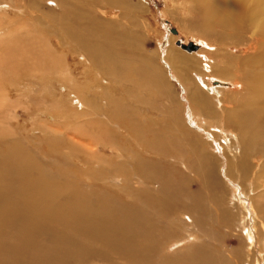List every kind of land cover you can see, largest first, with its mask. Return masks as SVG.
I'll list each match as a JSON object with an SVG mask.
<instances>
[{"label":"bare ground","instance_id":"obj_1","mask_svg":"<svg viewBox=\"0 0 264 264\" xmlns=\"http://www.w3.org/2000/svg\"><path fill=\"white\" fill-rule=\"evenodd\" d=\"M40 1L26 0L22 7L19 5L13 7L12 4H6L8 2H0V21L7 20L8 16L4 18L2 14H7L9 9L23 14L31 7L47 18L44 20L41 19L42 16L29 17V20L24 24L20 22L19 24H22L20 26H23L25 32L19 34H17L19 26L15 27L13 21L7 20L9 24H13L8 31L10 34L8 40L15 39H12L11 42L15 45L11 46H8L10 42L5 41L6 47L11 49L7 52L12 51L11 56H15V61L12 63L18 64L20 60L24 59L28 61L39 59L43 62L53 63L52 66L55 70V60L59 55L51 50L54 47L46 46V44L40 46L43 44L39 41L41 38H49V41H56L62 47L64 44L72 43L78 55L76 56L81 57L80 61L87 63L89 71L91 73L97 71L101 75L86 92H82L81 84L76 86L78 82L73 78L67 80V85L70 88L72 86L74 91V100L71 103L77 106V114L80 111L83 117H89L88 124H91L92 120L93 123H99L98 121L103 123V125L100 124L102 129L105 127L102 136L109 143L104 146L110 147L116 152L113 162L106 164V158L97 155L99 148L97 144H94V149L90 140H88L89 143L87 142L88 145L87 143L81 144L80 151L88 152V158L85 160L89 170L88 177L93 178L94 181L97 179L103 184L107 181L110 184L112 181L116 188L123 186L125 191L130 192L134 202L132 205H125L122 204L123 201L116 198L111 199L117 203L108 202L105 207H102V212L110 213L118 219L132 218L135 211L143 210V207L138 204L139 198H143L149 202L144 213L150 218L145 217L142 212L138 215V222L150 221L151 224L154 220L152 216H158L164 225L174 224L185 229V236L189 240L188 244L204 250L210 249L209 256L190 258L187 264H241L246 259L250 261L247 264H264V26H261L257 31L254 30L253 33L250 32L249 40L246 43L248 46L244 50L242 61L237 62L233 58L222 56L223 62H218L220 65L216 63L217 60L211 65L204 63L199 65L202 66L200 69L203 72H211L214 77L231 81L237 85L238 88L232 91L230 90L233 87L219 81L214 82L219 85L218 88H208L205 91L201 87L200 81L193 79L196 74L194 72H197L199 67L192 66L193 60L198 61L200 58L205 61L207 59L205 52L199 51L200 45L196 44L197 51H195L196 49L191 51L183 47L186 44L178 42L179 46L188 50L189 54L184 53L185 55L174 50H166L165 60L169 68L172 69L173 75H176L175 78L187 89L188 102L193 113L206 123L218 122L219 126H215L217 128L215 130L221 131L220 140L222 143L219 141L216 144L223 149V155L227 152L231 153V157L228 155L231 160L220 158L223 164L227 165L228 172L223 179L228 182V186L226 183L222 184L220 178L218 180L215 168L207 164L199 173V179L202 181L205 191H193L184 186V194L179 195L178 186L172 180L155 181L154 179L155 173L150 168L155 165L145 155L150 156L153 153L160 155V153L155 152L145 142H140L138 149L135 146L138 132L135 131L134 125L138 122L137 118H140L139 112H144L143 107L138 105L136 100L139 97L142 102H146L151 93H161L164 98V91L171 87L168 85V80H170L168 73H165L163 67L150 61L148 55L139 65L137 71L140 74L143 72L147 81L151 82L150 90L153 92L148 95L147 93L141 94L136 91L140 89V86L135 82H130L127 69L120 70L124 67L125 61L119 60V58L115 62L113 59L106 61L105 58L116 51L132 52V46L136 47V41L139 39L137 27L141 20L140 8H144L142 5L145 4L142 0H43L46 6ZM188 1L193 5L191 8L193 11H199L202 16L213 14L217 20L221 21L233 18V12L238 11L242 4L241 0ZM49 5L47 11L46 8ZM257 7L264 8V3H259ZM107 11L115 15V19L110 21L103 17L102 21L99 18L100 14L106 16ZM130 13L132 14L130 15ZM126 21L132 22L125 23ZM202 21L204 18L201 19ZM192 24L196 25L199 22ZM144 28L148 30L146 32H149L150 26H144ZM41 30L46 31L44 37L40 34ZM98 31L102 32L101 36L93 37L88 34ZM43 43L46 42L43 41ZM84 46L86 50L83 49ZM206 46L208 49L206 53L213 49L209 42ZM45 48H47L46 51H44ZM96 49L98 57L95 54ZM22 51L23 53H21ZM8 54L10 55V53ZM35 61L38 62V60ZM101 64L107 68L105 72L110 75V79H105V75L100 71ZM119 64L121 66H118ZM28 67L31 70L34 68L31 65ZM226 74H232V77H228ZM58 78H49L45 83L47 85ZM126 78L128 80L124 82ZM32 82L34 81H31L30 88ZM36 85L40 89L45 84L39 85L38 83ZM118 87L120 90L116 91ZM222 88L226 90L223 91ZM172 97L174 96L171 93L169 99H173ZM133 98L134 100L129 102ZM10 103H12L10 93L7 94L6 91L0 90L1 110H6L11 105ZM102 103L109 107H103ZM111 106L118 108L122 120L111 121L106 118ZM171 109L174 111L170 113L171 130L176 134L179 133L180 136L175 145L176 150L184 152L185 145L181 141L186 140V146L196 151L197 159L200 160L202 158L200 147H205V143L199 142L196 146L190 142L189 136L192 135L195 138L198 136L191 130L190 125H186L184 120L177 117L174 107ZM135 114H138L137 117ZM86 120L88 119L83 121ZM104 121L108 122V126H105ZM230 121H233V125L230 124ZM124 123L129 129L122 127ZM110 124L113 127H110ZM114 130L119 132L121 139L117 137ZM139 132L142 135L138 134L139 137H143V130ZM210 148L215 149L213 144ZM3 152L5 157L1 156ZM0 156V264H26L29 260L42 264H70L71 256L60 255L56 251L61 232L55 223L49 220L54 217L58 219V209L62 207H71L70 216L74 229L73 235L76 239L74 253L80 263L84 262L83 249L79 241L80 236L83 235L100 246L97 250L103 257H113L107 259L109 262H114L117 258L142 259L145 264L165 262L161 254L163 244L161 245L158 239L163 236L160 226L151 224L148 230L139 232V236L145 239L144 243L147 247L137 241L134 229H120L118 226L112 228L109 225L97 228L89 222V216L95 207L88 200H91L94 192L83 195L78 191L83 199L72 200L69 196L62 197L60 179L55 170L49 171L46 168H40L44 166L41 164L42 161L35 155L30 157L27 149L24 150L18 141L15 144L3 130L0 136ZM162 156L171 163L169 166H182L187 172L186 179H189L192 168L186 160L175 156ZM4 165L6 167L3 168ZM94 165H98L99 170H92L91 167ZM234 174L237 176L233 177ZM237 180L240 182V187L237 185ZM157 184L158 189L155 193L151 185L155 187ZM186 185H188L187 182ZM247 187V191L242 189H247ZM206 194L211 198V207L205 205L204 196ZM170 195L168 200L164 199ZM71 197L75 199L74 196L71 195ZM208 208L218 209L220 220L208 217L210 214ZM240 216L241 218H238ZM237 219L241 226L238 225L240 233L236 234L234 221ZM222 230L223 232H221ZM207 235L208 238H206ZM231 235H236L239 246L236 249L229 248L222 251L216 242L222 238H232ZM46 236H51L52 239L50 244L44 245L42 241ZM146 239L152 240L147 241ZM184 248L188 250V248ZM225 251L232 254L233 257H227ZM238 251H243V254L235 255V252ZM86 252L90 254L89 249ZM256 254H258V258H255ZM178 259V256H172L169 260L176 262Z\"/></svg>","mask_w":264,"mask_h":264},{"label":"rangeland","instance_id":"obj_2","mask_svg":"<svg viewBox=\"0 0 264 264\" xmlns=\"http://www.w3.org/2000/svg\"><path fill=\"white\" fill-rule=\"evenodd\" d=\"M25 1L26 0H24V2H22V0H0V2H8L6 4H12L13 7H17V5L22 7ZM40 2H43L44 5H46L43 0ZM142 2L145 5H142L144 8H140L141 20L137 27L138 31L135 30L139 32V39L136 41V47L134 48V45L132 46V52L128 51L124 53L116 51L105 57L106 61L108 59H113L115 62L118 58L119 60L123 59L125 61L124 67L120 68V70L127 69V76L130 79V82H135L140 86V89H137L136 91H139L141 94L147 93L148 95V93L153 92L150 90V87L152 86L150 84L151 82L149 83L147 81L148 79L144 76L143 72L140 74L137 71L139 65L144 62L148 55L150 61H153L155 65L157 64L158 66L163 67L165 73H168V79H170L168 80V85H171V87L164 91V98L161 96V93H151L148 95L149 98L146 102H142V99L139 97L136 100L138 101V105L143 107L144 112H139L140 118H137L138 122L134 125L135 131L138 132L136 135L137 140L135 146L138 149L140 142H145L150 145L155 152L160 153V155H155L154 153L150 156L147 154L145 155L153 161V164L155 165L150 168L153 173H155L156 177L154 179L155 181H161L162 179L172 180L178 186L179 195L184 194V186L188 189L191 188L190 190L193 191H205V187L199 179V173L203 167L207 166V164L215 168L218 180L220 178L222 184L225 185L226 183V186H228V182L224 180V177L228 172L227 165L223 164L221 159L226 158L231 160L229 158V156L231 157V153L227 152V154L225 153V155H223V149L216 144L219 141L222 143V140H220L222 137L221 131L217 132V128L215 127L219 126V124L217 121L206 123L201 117L199 119V116H196V114L193 113V109L188 102L189 97L187 89L179 80H177V78H175L176 75H173L174 73H172V69L169 68L168 63L165 60L166 50H174L175 52H181L182 54H189L188 50H185L177 43L183 42L182 44H186V46L190 43L200 45L199 51H204L207 59L204 61L198 58L199 63H197L198 61L193 60L192 66L196 68L202 63L211 65V63L216 62V60V63L223 62L222 56L233 58L237 62L242 61L244 59V50L248 46L246 43L249 40L250 32L253 33L254 30L257 31L261 26H264V8L257 7L259 3H264V0H241V7L238 11L233 12V18H228L224 21L217 20L213 14H205L202 16L199 14V11H193L191 9L193 8V5L189 3L188 0H142ZM49 7L50 5L46 8L47 11ZM107 13L106 16L100 14L99 18L102 20L104 17L103 19L110 21L111 19H115V15L110 11H107ZM131 14L132 13H130V15ZM2 16L4 18H6L5 16H8L7 20H11L10 22L13 21L15 27L19 26V32H17V34H19L25 32L23 26H20L22 25L19 24L20 22L24 24L29 20V17L37 18L38 16H42V14L31 7L30 9L25 10L23 14L16 12V10L9 9L8 13L2 14ZM202 18H204V21L201 22ZM41 19L45 20L47 18L42 16ZM7 20L3 19V21H0V90L6 91L7 94L10 93V100L12 103H10L11 105L6 108V110H1L0 108V136L2 130L5 131V133L13 139L15 144L16 141H18L21 146L24 147V150L27 149L30 157L35 155L36 158L38 157L42 161L41 164L44 166L40 168H46L49 171L54 169L57 177L60 179L62 197L69 196L72 200L83 199L79 192L83 195L94 192L91 200H88L95 207L92 214L89 216V222L91 225L94 224L97 228L109 225L112 228L118 226L120 229H134L137 241L141 242L145 247H147L144 243L145 239H142L139 236V232L146 229L148 230L151 224L160 226L163 231V236L158 239L160 240L161 245L163 244L161 254L165 260L162 264H187L190 258L209 256L211 253V251H209L210 249L204 250L188 244L189 240L185 236V229H181L174 224H169V226L164 225L158 216H152L154 220L151 224L150 221L138 222V215L142 214V212L144 213L149 204V202L143 198H139L138 200V204L143 207V210L135 211L133 215L134 218L132 216V218L123 220L113 217L110 213L102 212V207H105L108 202L112 201L113 204L117 203L111 199L116 198L123 201L122 204L125 205H132L134 202L130 192L127 190L125 191V189L122 188L123 186L116 188L112 184V181H110L109 184L107 180V182L105 181L107 183L106 186V183L103 184L97 179L94 181L93 178L88 177L89 170L85 163V160L88 158V152H84L83 150L80 151L81 144H86L88 140L93 143L91 145L92 147L94 144H97L99 147L97 155L99 154V156L106 158V164L113 162L116 152L110 147L104 146L109 143H107L108 141H105V138L102 136L105 130V127L102 129L101 126L103 123L100 121H98L99 123H93L92 120V123L88 124L89 117H83L80 111H78L77 114V106L71 103L72 100H74V91L72 86L70 88L67 85V80L73 78V80L78 82L76 86L81 84L83 87L82 92H86V90L88 91L90 88L89 86H92L101 75L97 71H94L93 73L89 71L87 63L80 61L81 57H77L78 55L75 52V47L72 43L64 44L62 47L56 41H49V38H44L45 40L41 38V40L46 43H43V41L40 40L39 42L43 45L39 44L40 46H45L46 44V46L54 47L51 50L59 55L55 60V70L52 66L53 63L43 62L39 59H35L38 60V62L35 60L28 61L27 59H24L20 60L18 64L12 63L15 61V56H11L12 51L7 52L11 49L6 47L7 43L5 41L10 42V45L8 46H11L12 44L15 45L14 43H11L13 38L8 40L10 36L8 31L13 24H9ZM129 22L132 21H126L125 23ZM197 22H199V24H192ZM144 26H150L149 32H146L148 30L144 28ZM25 27L26 26L24 25V28ZM173 28L178 31L177 35L171 33V29ZM84 29H86L85 26ZM45 33V30L40 31V34L43 37ZM101 33V31H98L94 33L89 32L88 34L96 37L97 35L101 36ZM147 34L148 36H146ZM203 36L205 37L203 38ZM208 42L213 46V49H210L211 51L209 50V52L206 53V51H208L206 46ZM83 49L86 50V47L84 46ZM46 50L47 48L44 49V51ZM195 51H197V49ZM8 53H10V55ZM21 53H23V51ZM95 54L97 57L99 56L97 49ZM29 65L34 68L31 70V68L28 67ZM101 65L100 71L105 75V79H110V75L105 72L107 68L104 67L103 64ZM118 66H121V64ZM200 68H202V66H199L197 72H194L196 74L193 79L195 81H200L203 90L206 91V89H212L213 87L218 88L219 85L214 84L215 81L233 87V89H229L230 91L238 88L233 82L214 77L211 72H203ZM203 73L205 74L202 75ZM226 76L232 77V74H226ZM34 77H40L41 79H35ZM55 77L59 78L46 85L45 82H47V79ZM128 78L124 79V82H126ZM31 79L34 82H32L30 88ZM37 82L39 85L44 83L46 86L43 85L39 89L36 85L38 84ZM119 88L120 87H118L116 91H119ZM222 90L224 91L226 89L222 88ZM171 93L174 96L172 97L174 100L169 99ZM133 100L134 98L129 100V102H132ZM102 105L105 108L109 107L105 106L103 103ZM171 107H174L177 117L179 116L181 120H184L186 125H190L191 130H193L198 136V138H195L192 135L189 136V141L193 142L196 146L199 142L205 143V147H200L203 152L199 150L202 155L200 160L197 159L196 151L191 150L186 146V140L181 141L185 145L184 152H178L176 150L175 145L179 141L180 136L179 133L176 134L171 130L170 113L174 112ZM78 116L80 117L79 119L77 118ZM86 118L88 120L83 121ZM106 118L111 121L122 120L116 106H111L109 115ZM104 122L105 126H108V122ZM230 124L233 125V121H230ZM109 126L113 127L112 124ZM225 126H228V124H225ZM122 127L127 126L124 123ZM140 130H143V137H139L138 135L140 134ZM114 131L117 134V137L121 139L122 137L119 135V132L116 130ZM127 141H129V139H127ZM212 144L215 149L210 148ZM162 155H165V157L175 156L179 159L186 160L192 168L189 179H186L185 176L187 172L184 171L182 166H169L171 163L167 159H164ZM1 156H4V152ZM99 161L101 162V160ZM4 167H6V165H4L3 168ZM98 167V165H94L91 168L92 170H99ZM236 176L237 175L234 174L233 177ZM233 177L231 178L233 179ZM238 181L239 180H237V185L239 186L240 182ZM186 182L188 185H186ZM234 184H236V182H234ZM69 186L71 187L68 188ZM91 187L97 189L94 190ZM151 188L157 193L156 190L158 189V184L155 185V187L151 185ZM242 189L247 191L248 187L247 189ZM71 195L74 196L75 199L71 197ZM170 197L171 195L164 199L168 200ZM204 197L206 201L205 205L211 207V198L207 194ZM231 207L234 209L232 204ZM210 209L212 208H208L210 213L208 217L220 220V211L215 208H213L212 211H210ZM70 211L71 207H62L58 209V219L56 217L49 219L51 222L55 223L61 232L56 251L60 255L71 256L70 264H145V261L142 259L131 260L128 258H117L114 262H109L107 259L113 258L110 257V253V258L103 257L97 250L100 246L86 235L80 236L79 239L82 245L84 258V262L80 263L74 253V250L76 249L74 246L76 239L73 235L74 229L72 226L73 223ZM234 211L236 212L235 209ZM144 216L150 218L146 213H144ZM238 218H241V216ZM238 225L241 226V224H238L237 219L234 221L236 234L240 233ZM221 232H223V230ZM231 236L232 238H222L219 242H216V245L222 249V251L229 248L236 249V247L239 246L238 240H236V235ZM155 237L157 238V235ZM206 238H208V235ZM51 239V236H46L43 239L42 244H50ZM158 239L155 241V245L157 244ZM146 240L151 241L152 239ZM178 240H182V243H179ZM184 247L188 248V250H185ZM87 249H89L90 254L86 252ZM189 250L191 251L189 252ZM242 252H235V255H242ZM258 254L255 255V258H258ZM225 255L229 258L233 257V255L227 251H225ZM162 256L160 257L163 258ZM172 256H178L179 259L176 262H171L169 259H171ZM248 261L249 260L246 259L241 264H247ZM26 264L42 263L29 260Z\"/></svg>","mask_w":264,"mask_h":264},{"label":"water","instance_id":"obj_3","mask_svg":"<svg viewBox=\"0 0 264 264\" xmlns=\"http://www.w3.org/2000/svg\"><path fill=\"white\" fill-rule=\"evenodd\" d=\"M171 32L174 34H178V31L175 28L171 29ZM183 47L188 50L197 49V45H194L193 43H190L188 46H183Z\"/></svg>","mask_w":264,"mask_h":264}]
</instances>
